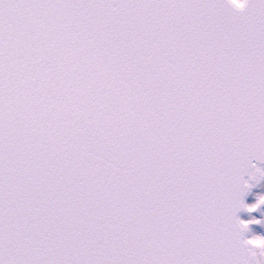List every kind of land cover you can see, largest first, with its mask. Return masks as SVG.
I'll list each match as a JSON object with an SVG mask.
<instances>
[{"label": "water", "instance_id": "water-1", "mask_svg": "<svg viewBox=\"0 0 264 264\" xmlns=\"http://www.w3.org/2000/svg\"><path fill=\"white\" fill-rule=\"evenodd\" d=\"M263 168L264 0H0V264H256Z\"/></svg>", "mask_w": 264, "mask_h": 264}, {"label": "rangeland", "instance_id": "rangeland-1", "mask_svg": "<svg viewBox=\"0 0 264 264\" xmlns=\"http://www.w3.org/2000/svg\"><path fill=\"white\" fill-rule=\"evenodd\" d=\"M252 207L250 215L248 216V239L253 243V245H258L261 253L262 264H264V221H260V214L264 213V202H261L256 211L254 206ZM254 210V211H253ZM252 217V218H251ZM246 221V220H245Z\"/></svg>", "mask_w": 264, "mask_h": 264}, {"label": "bare ground", "instance_id": "bare-ground-1", "mask_svg": "<svg viewBox=\"0 0 264 264\" xmlns=\"http://www.w3.org/2000/svg\"><path fill=\"white\" fill-rule=\"evenodd\" d=\"M243 0H234V2L240 4ZM263 173V178L257 188V190H251L246 201V213L245 215H242L241 220L244 222L245 227L248 228V222L250 221L248 216L250 215L249 213L252 210V207L250 206L253 205L254 209L256 211V208L261 202H264V168L262 169ZM254 211V210H253ZM260 221H264V213L260 214ZM252 218V217H251ZM246 220V221H245ZM256 251V256L259 264H262V258H261V253L258 245H253L252 247Z\"/></svg>", "mask_w": 264, "mask_h": 264}]
</instances>
